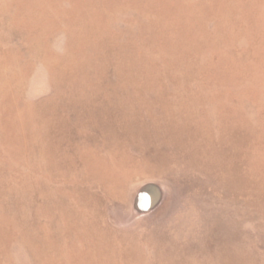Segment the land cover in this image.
I'll use <instances>...</instances> for the list:
<instances>
[{
	"label": "rangeland",
	"instance_id": "374dc122",
	"mask_svg": "<svg viewBox=\"0 0 264 264\" xmlns=\"http://www.w3.org/2000/svg\"><path fill=\"white\" fill-rule=\"evenodd\" d=\"M0 264H264V0H0Z\"/></svg>",
	"mask_w": 264,
	"mask_h": 264
},
{
	"label": "water",
	"instance_id": "95a60500",
	"mask_svg": "<svg viewBox=\"0 0 264 264\" xmlns=\"http://www.w3.org/2000/svg\"><path fill=\"white\" fill-rule=\"evenodd\" d=\"M164 199L163 188L154 182L141 186L134 196L133 209L136 214H146L155 210Z\"/></svg>",
	"mask_w": 264,
	"mask_h": 264
}]
</instances>
